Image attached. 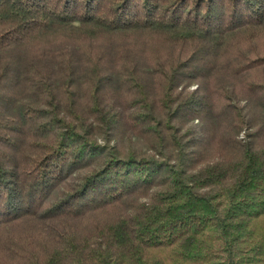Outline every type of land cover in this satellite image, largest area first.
Here are the masks:
<instances>
[{
    "label": "trees",
    "instance_id": "16d2710c",
    "mask_svg": "<svg viewBox=\"0 0 264 264\" xmlns=\"http://www.w3.org/2000/svg\"><path fill=\"white\" fill-rule=\"evenodd\" d=\"M135 32L162 34L170 43H194L202 49L163 71L164 98L155 102L146 97L141 104L145 111L128 112L130 119L138 120L136 127L154 128L161 140L168 133L180 142L177 133L182 128L187 148L177 146L176 162L100 146L88 130H77L55 110L57 125L40 122L39 113L32 116L29 107L38 111L33 105L23 103L13 110L18 98L9 83L18 80L20 72L19 64L13 68L9 61L18 62L21 48L60 34L92 40L101 34ZM262 36L264 0H0V55L9 56L0 66V229L39 219L55 230L49 248L37 254L18 241L7 246L12 260L0 264H161L145 254L176 242L177 256L191 264H258L264 243L250 241V235L252 218L264 211V131L244 132L241 142L231 132L246 128V105H230L219 88H183L190 80L198 87L207 84L219 51ZM97 63V73L108 75ZM140 85L147 86L146 78ZM249 87L264 100V81L254 80ZM96 111L108 124L125 120L121 106L112 100ZM14 112L26 127L16 124ZM8 118L12 124L6 123ZM76 118L86 119L83 113ZM219 118H226L228 125L214 133L212 156L191 164L190 157L204 155L211 121ZM192 119L197 123L187 125ZM46 124L48 138L35 142L41 149L22 150V141ZM81 168L87 169L71 178ZM70 179L73 182L54 197L57 185ZM126 201L132 204L126 214L86 231L67 229L66 219Z\"/></svg>",
    "mask_w": 264,
    "mask_h": 264
},
{
    "label": "rangeland",
    "instance_id": "374dc122",
    "mask_svg": "<svg viewBox=\"0 0 264 264\" xmlns=\"http://www.w3.org/2000/svg\"><path fill=\"white\" fill-rule=\"evenodd\" d=\"M193 44L170 43L162 34L145 32L101 34L92 40H81L68 34H60L35 40L26 48L20 49L18 62L12 59L9 61V65L13 68L15 64H19L20 72L18 80L12 79L11 84L9 83L18 98L13 110L18 111L23 103L26 106L33 105L38 111L32 112L29 107L32 116L39 113L40 122L50 124L52 121L57 125L59 120L52 119L55 110L56 114L75 123L77 130H88V136L100 146L107 149L112 147L113 150L119 148L124 153H132L138 157H155L176 162L177 146L180 145L182 150L187 148L184 142L188 137L186 134L184 137L180 136L183 133L182 128L177 133L180 142L171 139L168 133L163 134L165 139L161 140L158 136L159 132L153 133L154 128H144V124L136 127L138 120L130 119L129 113L134 109L145 111L142 105L145 104L146 97H153L155 102L164 98L163 71H166L170 64L184 61L196 51L200 53L199 50L202 49L196 48ZM218 55L214 57L217 61L216 71L207 84L200 83L202 87H198L197 82L190 80L189 83L183 82L189 85L183 90L204 89L207 85L219 88V91L225 94V101L230 105H246L249 110L246 115L248 128L246 126L240 132H236L238 128L235 127L231 132L243 142L244 132H252L256 128L264 131V100L249 87V83L254 80L264 81V36L249 43L241 41L229 51H219ZM8 59V55L1 54L0 66ZM95 61L98 62V70L108 75L97 73L94 67ZM239 67H241L240 72H238ZM1 71L3 67L0 68ZM125 77L133 79L128 80ZM145 78L147 86L142 87L140 80ZM53 97V102L57 104L56 109L53 106L55 103H51ZM106 100H112L117 106H121L125 119L122 120V124L113 122L108 124L99 116L96 110L101 109ZM14 113L17 117L16 124L26 127L27 123H22L20 113ZM81 113L86 118L83 121L76 118V114ZM3 114L2 109L0 115ZM189 121L187 125L196 124L198 120ZM6 123L12 124L11 118H8ZM211 123L208 140L204 143V155L198 153L194 159L190 157L191 164L200 163L212 156V148L216 145L214 133L218 129H225L228 120L219 118V121L212 120ZM163 125L164 123L159 126L163 128ZM49 128L50 125L46 124L37 135L22 141V150L41 149V145L35 142L45 141L50 132ZM86 169L81 168L79 172L73 173L71 178L78 177V174ZM72 182L73 180L70 179L58 184L53 196H58L64 191L65 185ZM131 206L132 204L127 201L116 206H107L83 218L66 219L65 224L67 229L76 232L86 231L105 220L126 214ZM42 222L39 219H33L31 223L25 220L22 223L24 227L20 224L0 229V262L12 260L7 246L18 241L22 246L29 247L36 253L46 247L49 248L50 238L55 234V230ZM52 222L54 221L50 223ZM55 225L62 226L60 222H55ZM252 228L250 241L264 243V211L256 218H252ZM178 244L176 242L172 246L153 248L145 254V257L155 258L161 264H191L177 256ZM258 264H264V257Z\"/></svg>",
    "mask_w": 264,
    "mask_h": 264
}]
</instances>
